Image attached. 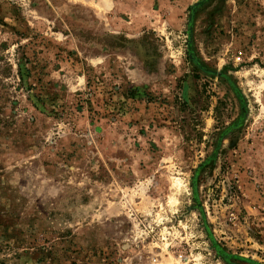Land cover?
Instances as JSON below:
<instances>
[{"label": "rangeland", "instance_id": "1", "mask_svg": "<svg viewBox=\"0 0 264 264\" xmlns=\"http://www.w3.org/2000/svg\"><path fill=\"white\" fill-rule=\"evenodd\" d=\"M0 264H264V0H0Z\"/></svg>", "mask_w": 264, "mask_h": 264}]
</instances>
